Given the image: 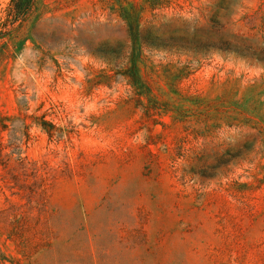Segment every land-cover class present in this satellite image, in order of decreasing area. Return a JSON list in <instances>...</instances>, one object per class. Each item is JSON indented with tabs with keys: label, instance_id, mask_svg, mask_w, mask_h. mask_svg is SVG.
<instances>
[{
	"label": "rangeland",
	"instance_id": "obj_1",
	"mask_svg": "<svg viewBox=\"0 0 264 264\" xmlns=\"http://www.w3.org/2000/svg\"><path fill=\"white\" fill-rule=\"evenodd\" d=\"M10 6L0 264H264V0Z\"/></svg>",
	"mask_w": 264,
	"mask_h": 264
},
{
	"label": "trees",
	"instance_id": "obj_2",
	"mask_svg": "<svg viewBox=\"0 0 264 264\" xmlns=\"http://www.w3.org/2000/svg\"><path fill=\"white\" fill-rule=\"evenodd\" d=\"M33 0H11V6L9 9V13L12 16V19H14V21H21L24 19V17L26 16V14L28 13V10L30 8V4L32 3ZM133 29V37L134 40H136V34L137 29L136 27L134 28V26H132ZM133 68L136 69V66H134ZM132 68V69H133ZM131 77V80H134V78L136 77V75L131 74L129 75ZM31 117L34 120V123L37 126H40L49 137H52L55 131V125L52 123V121L46 120L44 115L41 116H33V115H29L27 113H20V116H18V123L19 126L18 128L16 126H14L13 123H8L9 120H11L12 118L10 116H1L0 117V127L2 130H6V129H12V135H11V139H10V143L9 146L12 147V151L11 153H15L16 159L18 161H23V156H21L22 154V146L25 145L27 143V141L29 140V128H30V124L27 122V119ZM15 134H19L16 135ZM4 145L2 144V142H0V159L2 163H6V161H8L10 159L9 155H3V149H4Z\"/></svg>",
	"mask_w": 264,
	"mask_h": 264
}]
</instances>
